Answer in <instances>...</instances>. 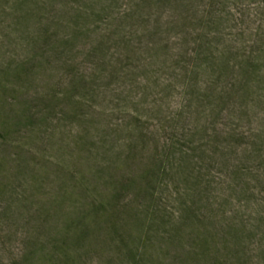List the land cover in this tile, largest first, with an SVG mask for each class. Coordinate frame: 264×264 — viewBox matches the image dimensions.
<instances>
[{
  "label": "rangeland",
  "instance_id": "obj_1",
  "mask_svg": "<svg viewBox=\"0 0 264 264\" xmlns=\"http://www.w3.org/2000/svg\"><path fill=\"white\" fill-rule=\"evenodd\" d=\"M0 264H264V0H0Z\"/></svg>",
  "mask_w": 264,
  "mask_h": 264
}]
</instances>
